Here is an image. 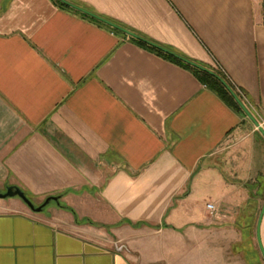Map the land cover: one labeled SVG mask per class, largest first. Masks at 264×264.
I'll return each mask as SVG.
<instances>
[{
  "label": "crops",
  "instance_id": "1",
  "mask_svg": "<svg viewBox=\"0 0 264 264\" xmlns=\"http://www.w3.org/2000/svg\"><path fill=\"white\" fill-rule=\"evenodd\" d=\"M66 2L221 71L264 122V0ZM69 6L0 0V192L58 198L0 199V264H250L243 219L206 204L264 194L263 134L191 70Z\"/></svg>",
  "mask_w": 264,
  "mask_h": 264
},
{
  "label": "rangeland",
  "instance_id": "2",
  "mask_svg": "<svg viewBox=\"0 0 264 264\" xmlns=\"http://www.w3.org/2000/svg\"><path fill=\"white\" fill-rule=\"evenodd\" d=\"M247 118L250 119L249 117ZM255 119H258V116H255ZM256 162L262 166L261 158H257V154ZM260 166L258 168H260ZM248 185L254 187V189L259 187V184L252 182V180L248 182ZM232 199V202H229L230 204L228 206L222 204L216 205L214 202L208 203L214 204L216 209H218V212L220 211V214H224L226 211H229V214H225V216L229 217V220L230 218H233L232 220H235V222L238 223L243 219L239 223V227L246 230L249 228V230L243 236L240 231L234 232L235 239H241L242 237L245 239L242 244L234 246V249L237 254H243V256L248 259L250 264H264V257L257 239V226L264 207V194H234ZM208 214L210 217L215 218L217 211L213 214L210 212ZM260 234L264 247V216H262L260 223Z\"/></svg>",
  "mask_w": 264,
  "mask_h": 264
},
{
  "label": "trees",
  "instance_id": "3",
  "mask_svg": "<svg viewBox=\"0 0 264 264\" xmlns=\"http://www.w3.org/2000/svg\"><path fill=\"white\" fill-rule=\"evenodd\" d=\"M55 1L60 7L71 8L66 2H63L62 0H55ZM112 23L118 26V27H113L114 31L120 34H124V35L126 34V30L125 28H123V26L113 21ZM132 40L139 46L144 47L152 52H155L156 54L165 58L166 60L191 70L206 87H208L213 92H215L230 107L235 109L237 112H241L243 114L245 113L244 110H247L253 117H255V115L251 112L250 107L244 96L236 89V87L229 81V79L221 71L213 69L204 64L198 63L196 61H193L183 56L182 54L178 53L172 48L157 45L147 40L146 38L136 37V38H132ZM163 49L169 51L170 53L164 51ZM174 54L179 56L180 58L175 56ZM192 63L206 70L195 67L192 65ZM224 84H226L229 87V89L235 94L236 98L240 101V103L237 102L235 97L232 96V94L229 92V90L226 88ZM27 197L31 200V198L28 195ZM61 207L69 209L70 211L74 212L72 208H68L65 206H61Z\"/></svg>",
  "mask_w": 264,
  "mask_h": 264
},
{
  "label": "water",
  "instance_id": "4",
  "mask_svg": "<svg viewBox=\"0 0 264 264\" xmlns=\"http://www.w3.org/2000/svg\"><path fill=\"white\" fill-rule=\"evenodd\" d=\"M63 2H66L64 0H62ZM67 3V2H66ZM69 4V3H67ZM71 5L72 7H74L75 9L77 10H80L84 13H87L88 15L92 16V17H95V18H98L100 19L101 21L113 26V27H118L116 25H114L113 23H110L102 18H99L98 16L86 11V10H83L75 5H72V4H69ZM127 34L133 36V37H137L129 32L126 31ZM164 50V49H163ZM166 52H169L167 50H164ZM170 53V52H169ZM173 54V53H172ZM175 55V54H174ZM177 56V55H175ZM179 57V56H177ZM180 58V57H179ZM182 59V58H181ZM193 66L195 67H198L200 69H203V70H206L196 64H193ZM226 86V88L229 90V92L232 94V96L235 97V99L237 100L238 103H240V101L236 98L235 94L229 89V87L224 84ZM246 112V114L248 115V117L250 118V120H252V122L258 127L259 131L263 134L264 136V129L259 125V123L257 122V120L247 111V110H244ZM13 197H18L20 198L31 210L35 211V212H41L51 201H58V198L57 197H50V198H47L46 201L41 205V206H38L36 207L34 205V203L32 202V200H30L27 195L25 194V192L20 189L19 187H16V186H11L9 188H7L6 192L2 193L0 192V199H6V198H13ZM262 216H264V207L262 209V212H261V215H260V218H259V221H258V227H257V239H258V243H259V246H260V249L262 251V254H263V257H264V247H263V244H262V240H261V234H260V223H261V220H262Z\"/></svg>",
  "mask_w": 264,
  "mask_h": 264
},
{
  "label": "built area",
  "instance_id": "5",
  "mask_svg": "<svg viewBox=\"0 0 264 264\" xmlns=\"http://www.w3.org/2000/svg\"><path fill=\"white\" fill-rule=\"evenodd\" d=\"M259 125L264 129V122L263 121L261 123H259ZM206 208L211 214L216 212V207L212 203H207Z\"/></svg>",
  "mask_w": 264,
  "mask_h": 264
}]
</instances>
